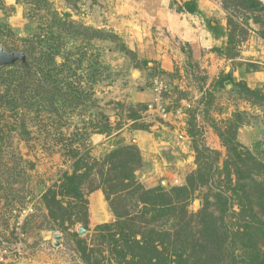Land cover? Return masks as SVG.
Masks as SVG:
<instances>
[{
    "label": "rangeland",
    "instance_id": "374dc122",
    "mask_svg": "<svg viewBox=\"0 0 264 264\" xmlns=\"http://www.w3.org/2000/svg\"><path fill=\"white\" fill-rule=\"evenodd\" d=\"M120 1L0 0V46L24 54L0 65V243L9 264H117L113 209L138 238L177 231L198 264H264V12L229 33L228 13L242 23L250 15L227 13L221 0H194L195 15L168 0L167 26H144L134 9L116 22ZM134 132L162 136L175 157L165 162V149L143 160L124 142ZM113 151L120 156L105 163ZM129 152L140 164L123 169ZM78 160L89 175L75 196L63 178ZM101 173L160 189L166 214L151 220L146 196L121 186L108 200Z\"/></svg>",
    "mask_w": 264,
    "mask_h": 264
},
{
    "label": "trees",
    "instance_id": "16d2710c",
    "mask_svg": "<svg viewBox=\"0 0 264 264\" xmlns=\"http://www.w3.org/2000/svg\"><path fill=\"white\" fill-rule=\"evenodd\" d=\"M173 2H179L180 5L177 7L178 12H189L194 13L197 11V5L194 0H172ZM222 7L224 10H229V6L233 7L234 9L246 11L250 17L241 18L242 21H247L248 18L256 24L259 22L258 14L264 12V3L260 0H221ZM230 12V11H229ZM238 22L234 19V17L228 13L227 16V25L229 33L233 30V26H237L238 29L244 30L243 24L245 22ZM71 25V22H69ZM209 27V25H208ZM87 29L83 27V30ZM94 32H100L93 30ZM229 35V42L232 41L231 34ZM99 36V35H98ZM25 66L27 64H24ZM229 80H232L231 77H228ZM252 94L263 95L261 91L258 90H251L247 89ZM131 149V147H127ZM135 151H138L136 147H132ZM120 156L119 151L111 152L107 159L104 160L105 163H111L110 158ZM78 160L74 163V168L71 173H65L63 178V185L66 189L70 190V192L78 194V190H80V184L83 180L86 179V176L89 175L87 172L79 173V163ZM95 161L94 163H96ZM98 163V162H97ZM134 164L135 167L139 166L140 164V155L137 153V158L133 159L132 154L129 152V157L127 160H124L121 164L123 169L132 167ZM129 165V166H128ZM77 167V168H76ZM91 167V166H90ZM134 168V167H133ZM134 170V169H133ZM101 181L106 185V188L103 189L106 198L109 200L110 195H114L115 190H117L120 186L124 187L125 190H129V195L131 198H135L136 195L140 194L141 196H146L145 198L142 197L141 203H143L144 211L142 212L144 215L150 214L151 220H156L157 218H161L166 214L167 205L170 204L169 197H166V193L161 191L160 189H152V190H144L139 183L135 182L134 175H125L123 178H115V177H104L101 173ZM125 181V182H124ZM238 181V178H236ZM129 182V183H128ZM223 194H217V198L219 202H221ZM111 203V200H110ZM226 205V202L223 203ZM222 206V207H223ZM220 209V213L224 214L228 211V208ZM242 207V205L240 206ZM113 209V206H112ZM115 215L117 216V220L113 226L115 227L114 232L109 233L111 241L113 242L114 246L118 248H114V250L118 253L119 261L117 264H198L193 259H191V255H188L185 249H179L178 241L180 239L176 238L178 232L176 231L175 234L169 229L158 228L155 231V234L158 235V239H152L149 234L140 233V238H138V234L136 231H131L129 228V224L124 222V216L119 215L115 209H113ZM213 214V212H211ZM143 222V221H142ZM212 227L215 228L213 230H217L218 226L216 224V218L212 219ZM163 224V222H162ZM246 227L248 225H245ZM100 228L108 227V225H99ZM156 229V228H155ZM183 230V229H182ZM203 235L206 233L207 240L210 241L212 236L215 235L214 232L211 231L210 225H205L202 228ZM172 235H175L176 239H173V243L169 241ZM203 238V237H202ZM209 245H212L209 241H207ZM222 241H218V245H221ZM183 243V241L181 242ZM207 246V244H204ZM194 248V247H193ZM221 248H219L220 250ZM143 252V253H141ZM129 255V256H128ZM255 261H248V264H260ZM247 264V263H246Z\"/></svg>",
    "mask_w": 264,
    "mask_h": 264
},
{
    "label": "crops",
    "instance_id": "0c3cea01",
    "mask_svg": "<svg viewBox=\"0 0 264 264\" xmlns=\"http://www.w3.org/2000/svg\"><path fill=\"white\" fill-rule=\"evenodd\" d=\"M136 1V7H133V5H130L128 2L129 0H122L120 1V3L117 5V12L115 13V15L113 16V19H115L116 22H118L119 20H121V16L119 15L121 11L124 12H128V10H133V11H137L138 14H136V17L138 18V20L141 21V23L145 26L147 23H154L156 21L160 22V23H164L166 26L168 25L169 19L173 16L172 13H168V0H151L149 3V10L146 7V0H134ZM197 11L194 13H189L186 12L188 15H195L198 13L200 7L199 4H197ZM177 15H179L176 12ZM169 16V17H168ZM209 32H207L209 35L210 33H212V31L210 32V30L208 29ZM150 37H145L144 41H142V43H145V46L142 48V50L144 51V56H148L145 55V51H148L149 53H153L154 49L152 48L151 45H149V39ZM211 39V38H210ZM209 39V40H210ZM212 42V41H211ZM146 48V50H145ZM141 50V49H140ZM141 50V52H142ZM158 58V56H156ZM154 57V58H156ZM120 131H118L119 133ZM125 132V131H123ZM117 134V133H116ZM115 134V135H116ZM124 134V133H122ZM130 135H126V137L128 136V139H125L124 142H127L128 140L133 141L140 149H141V155L143 157V160H146L147 158L152 157L153 153H163V150H167L168 154L166 156H162L164 158V161H169L171 159H173L175 157V155H170V154H175L173 151L169 150V143L164 142L162 140V136H158V137H153L152 141H145L143 138V135L140 133H129ZM117 138V137H116ZM130 138V139H129ZM164 138V137H163ZM112 141V139H110V136L106 137V140L103 141L102 145L108 144L110 145V142ZM167 144V146H165ZM105 213H99L98 216L104 217Z\"/></svg>",
    "mask_w": 264,
    "mask_h": 264
},
{
    "label": "water",
    "instance_id": "95a60500",
    "mask_svg": "<svg viewBox=\"0 0 264 264\" xmlns=\"http://www.w3.org/2000/svg\"><path fill=\"white\" fill-rule=\"evenodd\" d=\"M23 60L24 54L22 52H7L0 46V65H9L16 60ZM84 229H80V233L83 232Z\"/></svg>",
    "mask_w": 264,
    "mask_h": 264
},
{
    "label": "built area",
    "instance_id": "2783aa9c",
    "mask_svg": "<svg viewBox=\"0 0 264 264\" xmlns=\"http://www.w3.org/2000/svg\"><path fill=\"white\" fill-rule=\"evenodd\" d=\"M155 100L157 101V98H155ZM10 260L11 252L8 246L5 243H0V264H9Z\"/></svg>",
    "mask_w": 264,
    "mask_h": 264
}]
</instances>
